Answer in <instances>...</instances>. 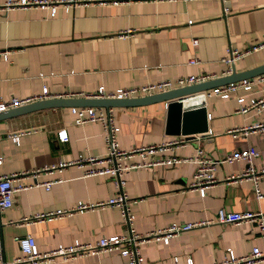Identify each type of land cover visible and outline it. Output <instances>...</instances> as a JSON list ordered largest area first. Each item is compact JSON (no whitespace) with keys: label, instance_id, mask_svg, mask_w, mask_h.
<instances>
[{"label":"crops","instance_id":"1","mask_svg":"<svg viewBox=\"0 0 264 264\" xmlns=\"http://www.w3.org/2000/svg\"><path fill=\"white\" fill-rule=\"evenodd\" d=\"M1 1V0H0ZM229 9L223 12V5ZM129 30L128 32H125ZM122 35H119L120 33ZM197 44H192V38ZM264 39V0H105L89 1L67 9L61 4L53 12L45 6L29 5L0 9V97H25L43 88L50 97H83L101 86L104 91L160 79L205 73L222 76L221 58L230 47L245 48ZM5 53V58L3 54ZM194 60V62H192ZM264 63V47L237 60L236 71ZM264 89V81L253 85L254 92L239 89L247 100ZM234 96L206 97L208 134L189 139L157 153L158 157H188L196 147L204 154L222 158L234 150L253 145L258 154L253 165L264 164V126L247 130L254 122H264V109L257 114L236 111ZM103 107V106H102ZM119 147L180 138L165 131L166 100L139 104L112 105ZM70 106L46 107L0 118V171L21 173L12 185L26 188L12 193V204L0 212V240L6 261L20 254L17 238H34L39 251L77 239L93 242L100 236L124 232L115 207L92 206L60 217L35 214L64 208L80 200L94 204L113 193L104 175L82 176L80 157L104 151L97 121L72 122ZM237 130L229 132V129ZM65 130L66 138L57 133ZM12 135H17L16 140ZM126 159L125 161H130ZM68 164L51 171L31 172L43 165ZM246 165L243 160L216 166V182L204 193L188 187L194 163L179 161L128 169L123 172L124 190L138 233L162 229L172 222L212 219L170 236L150 237L139 244L142 264H172L177 257L184 264L220 259L230 248L242 255L255 245L264 246L254 222L215 221L218 207L231 211L261 210L249 179H232ZM232 176V177H233ZM53 182L47 189L38 185ZM264 185V180L261 181ZM125 257L114 251L60 259L54 257L35 264H124ZM254 264H264V260Z\"/></svg>","mask_w":264,"mask_h":264},{"label":"built area","instance_id":"2","mask_svg":"<svg viewBox=\"0 0 264 264\" xmlns=\"http://www.w3.org/2000/svg\"><path fill=\"white\" fill-rule=\"evenodd\" d=\"M89 1L103 2L105 0H1L0 9L6 10L12 7L38 5L45 6L50 10V12H53L58 4H61L65 8L69 9L72 6L85 4ZM228 9L229 6L224 4L223 12H226ZM128 31L129 30H126L125 32ZM118 34L122 35L121 32ZM192 44H197V38H192ZM263 47L264 39L242 49L229 46L226 49L225 55L221 58L225 64L222 75L232 73L235 70L234 64L237 60ZM3 56L5 58V53ZM192 62H194V60ZM209 78L210 75L205 73L190 74L187 76H179L174 80L160 79L140 85L117 87L112 91H104L103 88L99 86L94 93L85 94L82 96L94 98H127L144 96L201 82ZM262 81H264V72L254 76L244 77L238 80L215 85L201 92L204 94L205 98L211 95H219L223 98L234 96L238 104L236 108L237 112L247 113L251 111L252 113L257 114L264 109V89L259 94L251 95L247 100L245 99V94H238L237 91L239 89H243L245 91L254 92L251 90L253 85ZM47 97L50 96L46 94L44 88L39 93H34L25 97H16L13 95L5 98L0 97V111ZM183 100L184 98H181V101ZM70 112L73 114L72 122L74 124H80L88 121H97L100 124L101 136L104 143L103 153L101 155L80 157L75 160V162L84 166L82 168V176H106L111 182L113 193L106 199L96 201L94 204L77 200L72 205L67 207L58 208L54 211L46 213H38L35 214V216L45 218L60 217L65 214L81 212L92 206H110L117 209L120 220L124 226V232L109 236H100L93 242H81L77 239H73V241L67 245L58 244L55 247L45 251H39L35 245L34 238L31 235L26 234L17 238V245L19 247L20 254L14 256L9 261L4 260L3 258L0 240V264H35L49 261L54 257L68 259L109 251H114L121 257H125L126 261L124 264H142V256L139 252L140 243L148 240L150 237L162 238L163 241L167 242L170 236L176 235L183 230L213 221L212 219H205L201 221H188L184 223L172 222L162 229L144 233L136 232L132 225L133 213L129 208L130 202L135 201L136 198H130L126 194L124 190L125 180L122 176L123 172L127 171L128 169L158 164H170L179 161H190L194 163V169L192 172V178L188 183V187L197 189L201 193H204L206 187L212 185L217 180L214 175V171L218 164L223 162H231L234 160H243L245 161L246 165L242 168L241 172L236 176H229L227 179H249L252 184L255 198L257 200L264 198V185L261 184V181L264 180V164L260 167H255L253 165V158L258 154L257 149L253 145H250L246 149H236L229 155H226L222 158H212L208 155H205L203 148L200 146H197L195 153L188 157H179L174 155L168 157H158V152L176 145H182L189 139L183 135L180 138L163 141L161 143H149L123 149L119 147L116 140V131L118 127L113 121L112 109L110 106L102 107L73 105L70 106ZM210 117V113L207 112V119ZM263 126L264 122H254L249 127H244L243 133L246 134L248 132L247 130ZM236 130L237 129L234 128L229 129L228 131L234 133ZM11 137L12 139L16 140L17 135H12ZM57 138L59 140H64L66 138L65 130L62 129L58 131ZM126 159L131 160L125 161ZM66 164L68 163L60 162L56 165H43L40 168L34 169L31 174L33 177H35L36 173L40 170L51 171V169L55 167H62ZM20 174L21 173H4L0 171V212L12 204V193L14 191L26 188V185L11 184L12 177ZM57 181H61V179H56L54 181H42L38 182L37 184L43 186L44 189H47L51 183ZM214 220L220 223H238L242 221L254 222L261 231L264 239V212L261 210L231 211L225 209L224 207H218ZM260 260H264V246L259 247L258 245H255L250 251L242 255H236L232 249L228 248L220 259H216L210 263L201 264H254ZM172 264H180L177 257H173ZM184 264L195 263L191 257H188Z\"/></svg>","mask_w":264,"mask_h":264},{"label":"water","instance_id":"3","mask_svg":"<svg viewBox=\"0 0 264 264\" xmlns=\"http://www.w3.org/2000/svg\"><path fill=\"white\" fill-rule=\"evenodd\" d=\"M263 72L264 63L245 70H234L230 74L214 77L201 82L136 97H47L2 110L0 111V118L55 106L85 105L106 107L112 105L139 104L150 101L166 100V133L181 134L191 140L195 138L197 134L202 136L208 134V120L205 106L206 98L201 91L215 85L254 76ZM181 98H184V100L181 101Z\"/></svg>","mask_w":264,"mask_h":264}]
</instances>
